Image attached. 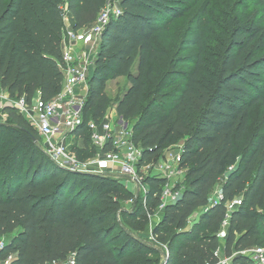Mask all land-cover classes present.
<instances>
[{
    "label": "trees",
    "instance_id": "obj_1",
    "mask_svg": "<svg viewBox=\"0 0 264 264\" xmlns=\"http://www.w3.org/2000/svg\"><path fill=\"white\" fill-rule=\"evenodd\" d=\"M107 1L0 0V82L10 96L55 97L65 80L64 9L77 31L94 23ZM211 4L177 41L171 31L190 10L183 0H121V14L100 35L77 132L84 145L73 149L81 158L96 155L86 123L103 120L113 104L142 147L141 163L156 162L182 141L180 168L189 183L164 207L151 240L130 229L144 231L157 214L165 179L149 177L140 201L110 173L63 169L44 151L36 127L5 106L0 239L8 240L0 264L10 255L8 264H60L71 256L75 264H217L221 256L256 264L244 252L264 246V128L248 138L253 109L264 107V24L250 22L242 8L212 45L203 26ZM121 77L129 86L113 101L107 84ZM217 187L222 199L214 204ZM238 197L243 204L223 238L226 203ZM200 208V219L190 222Z\"/></svg>",
    "mask_w": 264,
    "mask_h": 264
},
{
    "label": "built area",
    "instance_id": "obj_2",
    "mask_svg": "<svg viewBox=\"0 0 264 264\" xmlns=\"http://www.w3.org/2000/svg\"><path fill=\"white\" fill-rule=\"evenodd\" d=\"M121 0H108L101 9L93 25V31L98 37L106 28L111 19L118 17L122 12ZM63 17L66 31L63 36V70L65 80L62 90L49 100L35 98L32 102L25 97H11L0 82V99L4 107H15L30 122L36 125L41 136V145L46 154L61 168L84 173H119L117 176L126 178L134 183L133 193L147 191L149 177H158L166 180L161 192L163 211L167 203L177 201L183 188L171 185L181 171V148L178 153H164L156 162L141 163L143 150L141 145L133 140V133L129 121L120 117L118 113L106 115L103 120H90L86 128L90 132L91 147L97 150L93 157L81 158L73 149L83 138L77 134L84 121L85 102L89 90V80L94 69L97 54L93 50H78L75 48L77 33L69 29L70 16L64 9ZM115 116V118H114ZM102 132H99V130ZM111 146L110 150H106ZM234 167L231 166L230 170ZM122 182L127 186V181ZM148 186V189L146 187ZM129 189V188H128ZM222 199L221 189H217L213 203ZM243 204L242 197L226 203L227 212L221 224V233L228 232L232 212ZM6 241L0 239V251L4 249ZM220 255L221 250L216 252ZM256 264H264V246H257L246 250ZM14 255H10L5 263H10ZM231 257H220L217 264H231Z\"/></svg>",
    "mask_w": 264,
    "mask_h": 264
},
{
    "label": "rangeland",
    "instance_id": "obj_3",
    "mask_svg": "<svg viewBox=\"0 0 264 264\" xmlns=\"http://www.w3.org/2000/svg\"><path fill=\"white\" fill-rule=\"evenodd\" d=\"M184 3L190 7V10L187 12L186 18L182 19L178 24H176L173 27V30L171 31V36H176V40L179 41L183 36H186L188 30H190V26L193 24V19H195V15H198V12L201 10V8L210 1L211 7L209 8V13L206 17V21L203 24L205 27L206 36L209 37V43L212 45L215 44L216 40L219 36L222 35V32L224 30H227L229 28V22L231 20H240V10L243 8H246V14L247 18L250 19V22L253 21H261L262 24H264V0H183ZM94 25V23H93ZM93 25L91 28V31L88 33L87 36H95L98 40L99 37L96 35L93 31ZM178 48V43L173 44V46L170 49L171 54L175 52V50ZM84 50V49H82ZM90 50V49H89ZM95 51V49H94ZM188 51L185 54H187ZM94 71V69H93ZM93 74V72H92ZM129 86L127 78H117L114 80H111L107 84V92L108 94L113 98V101H117L118 98L122 95V93L127 89ZM1 95V94H0ZM4 109V102L3 99H0V112ZM116 104L111 105L109 108L108 114L116 113ZM115 118V116H114ZM0 122H5V114H0ZM30 122V121H29ZM34 127H36L35 124L30 122ZM264 128V107L257 105L252 113H251V122H250V131L248 138H250L255 133H258L261 129ZM36 130L38 131L37 127ZM6 133V131H5ZM8 134V133H6ZM39 134V132H38ZM40 135V134H39ZM0 136L2 138H5V135L3 134L2 130H0ZM0 137V138H1ZM243 141L241 145H244ZM182 141L175 142L169 147H167L165 153H178L181 148ZM84 145V142H80L79 148L82 149ZM95 155V154H94ZM93 157V156H92ZM119 173H110V175L115 176L118 178ZM123 181H127V186L129 189H132L134 186V183L129 181L126 178L119 177ZM189 183V180L187 178V170H183L180 173L179 177H175L172 180L171 185H176V187L185 188ZM148 189V186L146 187ZM132 191V190H131ZM146 190L144 187H141V191H139V198L140 201L142 200ZM143 196H140L142 195ZM138 196V195H137ZM139 201V202H140ZM134 203V200H129L124 203V206L128 209L132 208ZM159 212H162L161 210L157 209V214L151 216L149 222L146 225V229L144 231H138L136 229H130L135 230L133 233L138 235L140 238L143 239H150L149 237L152 227L157 223V221L161 218V216L158 215ZM201 215V208L196 211V213L190 218V222L196 221L200 219ZM7 238H5V241L7 242ZM121 241H124L122 238Z\"/></svg>",
    "mask_w": 264,
    "mask_h": 264
},
{
    "label": "crops",
    "instance_id": "obj_4",
    "mask_svg": "<svg viewBox=\"0 0 264 264\" xmlns=\"http://www.w3.org/2000/svg\"><path fill=\"white\" fill-rule=\"evenodd\" d=\"M92 25H93V23L76 31L78 37H77V41L75 43V48L78 50L90 49L93 51L95 49V51H94L95 54H98L99 49H100V38L97 40L95 36H87L88 33L91 31ZM68 27H69V29H72L74 27V19L71 16H70V23H69ZM121 78H123V77H121ZM38 97L39 96H37L36 98H38ZM99 132H102V130L100 129ZM217 189H219V187H217L215 189V191L213 192L212 199L214 198L215 192ZM203 209L204 208H201V213L203 212ZM158 215L162 216V212H159ZM227 234H228V232H226L224 234L221 233V236L224 238ZM60 264H75V256L69 257V259L66 262H63Z\"/></svg>",
    "mask_w": 264,
    "mask_h": 264
}]
</instances>
